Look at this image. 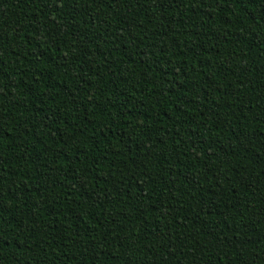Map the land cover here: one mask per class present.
I'll return each mask as SVG.
<instances>
[{
	"label": "trees",
	"instance_id": "trees-1",
	"mask_svg": "<svg viewBox=\"0 0 264 264\" xmlns=\"http://www.w3.org/2000/svg\"><path fill=\"white\" fill-rule=\"evenodd\" d=\"M0 264H264V0H0Z\"/></svg>",
	"mask_w": 264,
	"mask_h": 264
}]
</instances>
